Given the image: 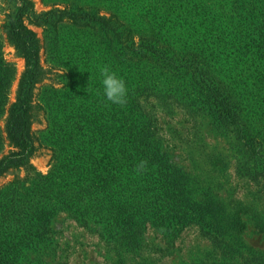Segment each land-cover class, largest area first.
I'll list each match as a JSON object with an SVG mask.
<instances>
[{
    "label": "rangeland",
    "instance_id": "374dc122",
    "mask_svg": "<svg viewBox=\"0 0 264 264\" xmlns=\"http://www.w3.org/2000/svg\"><path fill=\"white\" fill-rule=\"evenodd\" d=\"M189 1L198 15L183 27L215 23L225 29L221 45L208 38L203 47L221 60L231 58L223 75L239 85L244 125H221L186 100V92L193 97L192 88L178 83L155 59L126 52V34L112 31L108 20L114 14L121 21L119 29L133 30L139 44L153 35L155 49L170 50L166 28L160 30L155 22L184 17ZM12 8V0H0L1 56L10 74L0 116V157L13 149L5 119L25 67L24 58L3 33ZM74 13H87L89 18L73 17ZM23 24L39 40L44 70L32 94L35 151L26 166L0 177V206L11 204L8 193L13 185L21 192L42 188L43 176L59 169L67 158L85 166L84 173L96 172L89 183L91 174L79 176L69 165L61 182L68 188L79 191L80 186L104 181L113 168L108 145L103 146L97 134L106 129L109 103L98 66L107 64L125 79L128 94L134 95L143 115L149 144L159 151L135 173L155 184L160 197L164 182L178 198L180 206L174 209L192 218L173 221L174 232L146 223L127 248L123 240L101 237L93 220L75 211L76 203L56 204L46 238L26 249L16 264H264V0H27ZM144 72L153 73L155 80L148 77L149 82L139 87ZM140 161L132 168L137 169ZM142 193L149 200L148 188Z\"/></svg>",
    "mask_w": 264,
    "mask_h": 264
},
{
    "label": "trees",
    "instance_id": "16d2710c",
    "mask_svg": "<svg viewBox=\"0 0 264 264\" xmlns=\"http://www.w3.org/2000/svg\"><path fill=\"white\" fill-rule=\"evenodd\" d=\"M12 2L14 8L2 28L5 38L24 58L25 67L18 82L15 100L6 114V138L13 149L0 157V177L13 169L26 166L35 151L31 132L34 109L32 94L44 71L39 64V40L34 31L23 24L27 0ZM186 7V15L177 16L175 22L163 19L155 22L160 30L166 28L167 38L171 39L173 45L170 50L155 49L156 40L153 35L139 44L134 40L133 30L119 29L121 21L114 14L108 20L113 23L110 25L112 31L126 34V52L131 51L140 59H155L157 65L162 64L164 68H168L178 83H187L186 88H192L193 97L188 98L190 93L186 92V100L206 110L221 125H244V98L240 94L239 85H234L233 80L227 81L223 75L227 66L233 63L231 58L221 60L213 50L208 52L203 47L208 38H214L213 43L221 45V35L225 33V29L215 23L201 25L197 29L183 27L182 23L190 25L198 15L196 6L191 5V1L187 2ZM76 15L78 14L74 13L73 17L89 18L87 13ZM94 18L104 19L99 16ZM172 23L179 27H171ZM1 48L0 35V116L4 112L6 89L10 81L9 68L2 60ZM148 77L155 80L153 73H146L141 76L138 86L146 85L149 82L146 80ZM156 92L161 90L156 87ZM106 109V129L97 134L101 137L103 146L108 145L113 169L101 184L88 188L80 186L79 191H76V188H68L67 182L61 183L64 181L62 177L71 170L68 169L69 165L76 169L79 176L91 174L93 179L86 180L89 183L96 178V172L84 173L85 166L67 158V162L59 169L43 176L46 180L39 190L32 191L27 188L21 192L18 186L13 185L8 193L12 197L11 204L0 206V264H16L26 249L43 242L50 231L49 220L56 204L76 203L75 211L84 219L93 220L101 237L117 242L123 240L122 245L127 248L131 247L136 239L135 234L145 228L146 223H153L162 230L174 232L177 228L173 221L179 223L192 218L190 213L180 212V208L174 209V206H180L178 198L172 194L170 187L165 188L164 182L160 197L155 191V184L152 185L142 174L135 173L137 169L132 168L135 161L156 156L155 151H158L153 144H149L147 127L134 95L127 94L124 105L109 102ZM124 140L127 144H122ZM144 187L150 191L149 200L142 198Z\"/></svg>",
    "mask_w": 264,
    "mask_h": 264
},
{
    "label": "clouds",
    "instance_id": "9594fccd",
    "mask_svg": "<svg viewBox=\"0 0 264 264\" xmlns=\"http://www.w3.org/2000/svg\"><path fill=\"white\" fill-rule=\"evenodd\" d=\"M98 71L104 98L114 105H124L128 94V87L125 79L107 64L99 65ZM87 90L91 93L89 85ZM146 164L147 161L141 160L137 165V171H143Z\"/></svg>",
    "mask_w": 264,
    "mask_h": 264
}]
</instances>
